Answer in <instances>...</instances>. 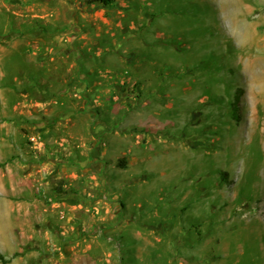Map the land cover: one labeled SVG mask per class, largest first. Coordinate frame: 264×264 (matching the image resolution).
<instances>
[{"label": "rangeland", "instance_id": "obj_1", "mask_svg": "<svg viewBox=\"0 0 264 264\" xmlns=\"http://www.w3.org/2000/svg\"><path fill=\"white\" fill-rule=\"evenodd\" d=\"M3 161L8 264H264V0H0Z\"/></svg>", "mask_w": 264, "mask_h": 264}, {"label": "trees", "instance_id": "obj_2", "mask_svg": "<svg viewBox=\"0 0 264 264\" xmlns=\"http://www.w3.org/2000/svg\"><path fill=\"white\" fill-rule=\"evenodd\" d=\"M86 2L88 4H102L104 6H108V7H112L116 4V0H86ZM244 93V88L242 87H238L235 90V95H234V100L231 103V116L235 119V120H239L240 119V115H239V107H240V103H241V97L242 94ZM7 161H3L0 162V166L3 167L6 164ZM120 163L122 166L126 167L127 162L126 159H121ZM223 176H226L227 173L223 172L222 173ZM18 255H21V252H15L14 254L7 256L5 254H3L0 250V261L3 264H8L10 263L13 258L17 257Z\"/></svg>", "mask_w": 264, "mask_h": 264}, {"label": "crops", "instance_id": "obj_3", "mask_svg": "<svg viewBox=\"0 0 264 264\" xmlns=\"http://www.w3.org/2000/svg\"><path fill=\"white\" fill-rule=\"evenodd\" d=\"M54 204H56V203H54ZM59 204V203H58ZM63 205L64 206V208H67L68 206H72L74 209V211H75V214H77V218H81L82 217V215H84V206H78V205H76V204H70V203H68V204H66V201L65 202H63V203H60V205ZM58 207H59V205H58ZM79 214V215H78ZM90 250H91V248H88V249H85V251H86V255H88V254H90Z\"/></svg>", "mask_w": 264, "mask_h": 264}, {"label": "built area", "instance_id": "obj_4", "mask_svg": "<svg viewBox=\"0 0 264 264\" xmlns=\"http://www.w3.org/2000/svg\"><path fill=\"white\" fill-rule=\"evenodd\" d=\"M33 139L35 140V137Z\"/></svg>", "mask_w": 264, "mask_h": 264}]
</instances>
